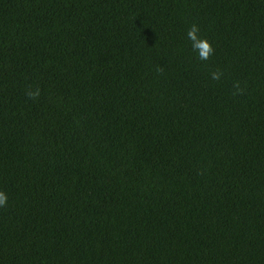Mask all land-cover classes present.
Masks as SVG:
<instances>
[{
	"label": "trees",
	"instance_id": "trees-1",
	"mask_svg": "<svg viewBox=\"0 0 264 264\" xmlns=\"http://www.w3.org/2000/svg\"><path fill=\"white\" fill-rule=\"evenodd\" d=\"M0 191V264H264V0H0Z\"/></svg>",
	"mask_w": 264,
	"mask_h": 264
},
{
	"label": "clouds",
	"instance_id": "clouds-1",
	"mask_svg": "<svg viewBox=\"0 0 264 264\" xmlns=\"http://www.w3.org/2000/svg\"><path fill=\"white\" fill-rule=\"evenodd\" d=\"M199 28L193 24L187 31L186 35L193 41V47L198 50V54L201 60H206L212 54V45L206 39L198 38ZM219 73H212V79H219ZM38 93H31L30 95H37ZM8 194L4 191H0V207H4L8 203Z\"/></svg>",
	"mask_w": 264,
	"mask_h": 264
}]
</instances>
